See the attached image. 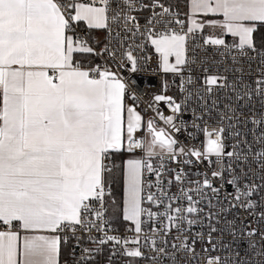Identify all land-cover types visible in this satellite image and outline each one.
Returning <instances> with one entry per match:
<instances>
[{"label":"snow or ice","instance_id":"snow-or-ice-1","mask_svg":"<svg viewBox=\"0 0 264 264\" xmlns=\"http://www.w3.org/2000/svg\"><path fill=\"white\" fill-rule=\"evenodd\" d=\"M186 8L172 0H0V264H60L70 237L74 264H96L107 245L108 264L118 255L126 264H199L201 253L203 264H264L252 258L264 257L254 239L264 242V232L238 211L264 221V42L256 40L264 0H186ZM92 30L107 35L100 41ZM153 57L156 70L179 78L178 92L169 95L165 80L140 108L123 73ZM210 61L214 72L203 67ZM213 111L220 126L209 128ZM241 123L252 125L256 150L239 130L225 144V125ZM201 133L199 146L186 143ZM123 152L122 219L132 235H119L111 215L119 207L111 161ZM194 163L190 179L185 166ZM225 234L232 243L247 238L244 256ZM221 250L231 255H212Z\"/></svg>","mask_w":264,"mask_h":264},{"label":"built area","instance_id":"built-area-1","mask_svg":"<svg viewBox=\"0 0 264 264\" xmlns=\"http://www.w3.org/2000/svg\"><path fill=\"white\" fill-rule=\"evenodd\" d=\"M145 15H147V13H145ZM101 34H102V36H101V38L99 40L103 41L105 36L107 35V33L104 30H102ZM229 42H230V40H229ZM201 43H202V41H201ZM151 53H152V50L149 49V54L151 55ZM199 55L201 57H203L204 56V52L199 51ZM208 55L210 57L213 56V52H212L211 48H209V50H208ZM93 58L95 59L96 63L100 62L99 58H96V57H93ZM215 58L219 59L218 56H216ZM230 66H231L230 62L225 63L223 66L220 67V72L223 73L224 72V68L225 67H230ZM238 66L243 67L244 73H245V76H246V82H247V75H248V71H249V63L247 62V60H243L241 65H238ZM203 67H209L211 72H214L216 70L215 66L211 64V61L209 62L208 65H204ZM156 68H157L156 58L153 57V59L149 62L148 66L146 68L142 67L139 72L130 73L128 71H125L123 73V75L127 79V82H128V85L130 86L131 91L136 93L140 97V100L137 101V104H138V106L140 108H143L145 106V101L150 99L153 94H155V93L160 91L161 84L165 80H167L169 82L170 86H171L170 90H169V93H168L169 95H176L177 92H178L177 84L179 83V78L175 77L171 73H169V74L161 73L158 70H156ZM193 68H194V73H193L194 75H201L202 66L200 65L199 62L196 65H194ZM256 68H257V63L253 62L251 64V70H252L251 75H252V78H254L255 75H256ZM227 75H229L230 79L232 78V74L231 73H227ZM173 80H176V84L172 83ZM226 94H227L226 90L217 92V95L220 96V97H223ZM226 103H228V101L226 99L222 101V104H226ZM233 106L234 107L236 106L235 102L233 103ZM253 106H254V108L256 110H260V105L255 99L253 100ZM243 111H244V114L247 115L249 110L247 108H245ZM186 118L191 123V116H188ZM218 119L219 118H218V116H217L215 111H213L211 113V119H209L208 116H205V121H207V126L209 128L219 127L220 125L217 122ZM225 127H226V131H225L224 135H225V144L226 145H231V144L235 143V139L230 136V132L231 131H235V130H239L241 132V137H240L241 139H245L246 138L250 143H253V150H256L259 147L258 145H256L253 142L252 133L248 132V129L252 128L251 124L241 123L238 126V129H236V128L227 129L226 125H225ZM245 133H247V135H245ZM180 139H184V137L181 136ZM203 139H204V137H203V134L201 133V134H199V138L198 139L192 140L190 142L186 141V143H190V145L199 146L200 143L203 141ZM137 154L139 155L140 153H137ZM192 159L195 160V158H192ZM181 166L182 165L174 164V163L173 164H169V167H171V168H179ZM219 166H220L219 162H216L215 167L219 168ZM185 167H186V171H188L190 173V177L189 178L190 179H196L195 173L198 170L197 165L194 163L192 165L185 166ZM252 168L255 171L256 168H257V165L253 164ZM172 191L173 192L176 191L175 186H173ZM229 191H231L230 187H229ZM238 211H239V216H240L241 219H248L249 221L252 222V224H251L252 227L258 228V230L260 232H264V221H262L260 223H256L253 220L252 217H249L247 212H244L242 210H238ZM258 211H259V209H258ZM228 219L231 220L232 216L230 215L228 217ZM113 227L117 228V226L114 223H113ZM128 227H129V223L127 222V225L124 228H122V229L117 228V229H119V233L118 234L119 235H125V234L132 235V233H130V232L129 233L125 232V230ZM194 231H205L206 232V229H201V228L197 227V228L194 229ZM214 237L217 238V239H221L220 233H215ZM222 239H223L224 243L230 244V248L231 249H238L241 256L245 255V252L248 249L247 238H244V239H241V240H237L235 243H232V238L225 234L222 237ZM254 239L257 240L258 246H259V244L264 243V242L260 241V237L259 236L255 237ZM66 244L68 246L69 252H68L67 255H65L63 258H61L60 264H74V257L72 255V253H73V247L75 245V240L70 237L68 243H66ZM88 246L91 247L92 245H88ZM204 246H205V243L198 242L196 244L197 252H200V250ZM110 247H111L110 245L105 246L103 254L97 256L96 264H108V256H109V248ZM75 251H76V255L78 256L79 255V251H80L79 248H76ZM212 255L229 256V255H231V252L230 251L221 250V251H217V252L212 253ZM204 258H205L204 254L201 253V258H200L199 264H203ZM252 258L254 260L264 259V257H256L255 255H253ZM126 260H127L126 257L118 255V256L113 258L112 264H126ZM135 264H148V261H146V260H137L135 262ZM182 264H183V262H182ZM188 264H197V262L189 260Z\"/></svg>","mask_w":264,"mask_h":264},{"label":"trees","instance_id":"trees-1","mask_svg":"<svg viewBox=\"0 0 264 264\" xmlns=\"http://www.w3.org/2000/svg\"><path fill=\"white\" fill-rule=\"evenodd\" d=\"M172 2L177 4L180 10H183L185 7V0H172ZM256 40L258 44L264 42V29H261L259 32L256 33ZM77 59H80L83 62H87L90 60L95 61V59L92 56L85 54L77 55ZM125 157H126V152L118 153L113 156L111 161L113 164L118 165V167L114 169V174H113L114 180L111 184V187H112L113 197L117 201L119 207L114 209L111 215L113 218V223L119 229H122L127 225V222H125L122 219V162ZM64 256L65 255L62 254L61 258H63Z\"/></svg>","mask_w":264,"mask_h":264},{"label":"crops","instance_id":"crops-1","mask_svg":"<svg viewBox=\"0 0 264 264\" xmlns=\"http://www.w3.org/2000/svg\"><path fill=\"white\" fill-rule=\"evenodd\" d=\"M187 11L186 8V0H185V7L183 9V12ZM102 30H92L91 35L94 36L96 39H100L102 34H101ZM129 102V101H128ZM128 159V158H127ZM126 157L124 158L123 162H122V201H123V166H124V162L127 160ZM69 252L68 246L65 243L61 244V254H60V261H61V255H67Z\"/></svg>","mask_w":264,"mask_h":264},{"label":"rangeland","instance_id":"rangeland-1","mask_svg":"<svg viewBox=\"0 0 264 264\" xmlns=\"http://www.w3.org/2000/svg\"><path fill=\"white\" fill-rule=\"evenodd\" d=\"M181 11H183V10H181ZM129 102H131L130 100H129ZM138 155V154H137ZM127 158H130V156H129V154L126 152V159ZM113 180H114V177H113Z\"/></svg>","mask_w":264,"mask_h":264}]
</instances>
